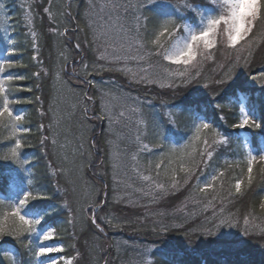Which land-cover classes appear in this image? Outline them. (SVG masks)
Here are the masks:
<instances>
[{
	"label": "trees",
	"instance_id": "16d2710c",
	"mask_svg": "<svg viewBox=\"0 0 264 264\" xmlns=\"http://www.w3.org/2000/svg\"><path fill=\"white\" fill-rule=\"evenodd\" d=\"M1 1L9 19V38L15 44L6 43L0 36V60L5 58V49L15 47V55L8 58L26 66L5 68L4 73H19L27 77L14 84L13 94L21 102L13 105V108L24 117L20 121L21 127L30 131H17L13 134L10 128L0 126V150L15 144L16 139H20L23 144L17 151L26 162V186L31 179L30 190L39 191L47 197L33 203L49 211L44 227L56 228L57 242L65 246V252L59 255L63 259H70V264H105L106 260L110 264H145L147 261L152 264H264V211L260 209V204L264 202V162L256 161L250 188L247 182L248 152L251 151L254 155L264 152V133L247 129L250 141V149L247 150L241 130L231 127L237 122L241 97H245L246 105L254 109L257 115L264 114V84L256 83L259 79L252 82V76H258L264 69V38H260L264 26L258 25L255 29L257 44L240 78L216 85L217 88L213 90L187 94L169 105L180 106L174 108L179 113L176 140L187 138L195 130L194 123L198 121L194 120V115L188 111H180L191 107L199 113L201 119H207L215 129L227 135L229 144L218 150L213 161L224 171V176L218 181L219 187L209 193L210 197H200L199 204L193 205L195 201L186 197L185 193L191 182L186 188H182L183 184L182 191L177 192L179 199L174 194V200H171L181 204L180 213H177V209H169V205H164V213L175 212L172 217L166 215L161 222V219L148 214L157 212L159 205H162L158 200L161 192L156 196L150 191L137 202L134 196L129 200L126 193H136L143 187L141 180L149 189L161 177L153 165L139 169V176L133 170L132 174L123 178L115 171L114 153L120 148L121 140L116 138L117 132L127 141L132 137L129 138V132L136 129L131 131V125L126 123L124 126L118 122L119 127H113L102 107L105 96L120 97L123 94L130 96L131 102L145 109L149 101L152 106L162 107L159 88L153 86L155 89L146 92L147 89L130 79L131 72L116 70L123 66L131 68L136 62L114 65L108 63L107 59H98L101 55L110 58L111 48L108 44L114 42L112 38L115 37L118 41L121 38V28L127 29L135 23L131 8L125 14L123 8L113 9L111 6L135 5L138 0ZM45 8L50 9L51 16L44 12ZM105 18L110 21L107 26H104ZM155 23H149L150 30ZM77 42L81 44L82 51L75 49ZM33 56H37L40 63L33 60ZM73 62H76L74 69ZM145 62L146 60L143 64ZM84 64L88 65L86 69ZM236 67L237 63L231 64L228 72L235 75ZM37 71L41 72L39 79L32 75ZM73 71L92 81L93 86L89 88L87 84H81V81L71 75ZM96 81L100 86H97ZM27 88L32 91H27ZM85 91L94 98V103L87 105L90 109L87 115L83 112L86 104L83 99ZM41 111L44 115H41ZM41 124L44 125L43 129L40 128ZM53 139L56 140L55 145L51 143ZM145 140L146 143L154 142L150 137H145ZM122 142L125 158L136 156L140 159L133 146ZM224 157L228 159V166L221 164ZM133 163L135 166L140 162L135 160ZM6 168L4 163H0V197L7 200L13 189L9 176L4 173ZM21 174L22 177L23 173ZM147 174H152V183L143 179ZM238 179L245 182L242 194L235 193L234 185ZM161 181L170 182L169 179ZM211 197L219 199L213 202ZM97 201L104 205L103 211L97 210L100 218L98 222L105 226L104 233H99L89 223V208L95 206ZM132 202L135 207L130 206ZM221 207L223 216L230 217L234 224L232 228L220 229L228 234L225 241L233 243L229 246L213 245L212 241L224 239L201 234L206 229L216 231L215 224L219 223ZM6 209L7 205L0 210V219H3L2 211ZM70 220L74 223H69ZM108 221H111V227L107 226ZM160 225H168L170 230L153 247L152 242L157 237L152 229ZM176 225L181 227H175ZM246 226L250 233L247 236L243 234ZM33 242L35 243V239ZM140 247L144 248L143 253H147L143 257ZM77 251L80 256L73 260ZM5 252L9 255L15 252L20 264H28L30 259V254L21 241L12 236L0 237V264H11L3 255Z\"/></svg>",
	"mask_w": 264,
	"mask_h": 264
},
{
	"label": "snow or ice",
	"instance_id": "6c2138e0",
	"mask_svg": "<svg viewBox=\"0 0 264 264\" xmlns=\"http://www.w3.org/2000/svg\"><path fill=\"white\" fill-rule=\"evenodd\" d=\"M4 7V4L0 3V12L3 11ZM111 7L113 9L123 8L125 14L131 8L134 12L135 23L127 29L121 28V38L118 41L115 37L112 38L114 42L110 44L105 41L108 47L111 48V56L109 58L101 55L98 59H107L108 63L114 65H126L129 62L143 63L149 57H157L161 61L162 78L169 80L179 79L185 87L197 80L200 76V68L205 62L209 60L215 61V52L219 51L220 48L232 49L236 52L237 64H239L240 53H247V56L244 57V66H247L248 59L253 55L257 44L258 37L255 29H257L258 25L264 26V0H138V3L135 5L113 4ZM44 12L49 13L51 16L49 8H45ZM147 13H152V15L149 16ZM28 18L31 24L30 13ZM2 19L0 17V27H3ZM153 21L156 23L150 30L148 25ZM109 22V18H105L104 26H107ZM66 32L67 29H65ZM102 35H105V33L102 32ZM221 36H226L223 43L219 39ZM173 37H176L175 41L169 43ZM260 38H264V32H261ZM9 42L15 44V41L11 40V38H9ZM74 47L78 51H82L79 42L75 43ZM16 51L15 47L5 49V58L0 60V74H2L0 75V126L10 128L13 134L17 131H30L28 128L21 127L20 121L24 117L13 108V105L21 102L13 94L14 84L15 82L27 79V77L19 73H4L5 68L26 67L8 58L15 55ZM38 54L39 50L37 49V56ZM37 56H33L32 59L37 60ZM37 63L40 62L37 60ZM75 66L76 62H73V69ZM83 66L85 69L88 67L87 64ZM172 66H176V68L173 69ZM116 70L131 72L130 68L125 67H119ZM144 71H147V69H144ZM32 75L39 79L41 72L37 71ZM71 75L81 81V84H87L89 88L93 86L92 81L87 80L79 73L73 71ZM228 78H232L231 73ZM257 79L264 83V69L259 72L258 76H252V80L255 81ZM134 82L159 83L161 88L165 86L172 88L174 86L172 83L165 85L158 79H148L146 76ZM226 82L225 79L214 81V83L221 85ZM204 87L208 88L209 85L204 84ZM26 90L32 91L31 88H27ZM83 99L86 102L83 112L87 115L90 111L87 105L94 103V98L85 91ZM37 100H39V97H37ZM28 102L30 103L31 101ZM148 103L150 105L151 101ZM216 107H219V105H216ZM162 108L167 109L169 105L163 103ZM171 108H180V106L172 105ZM180 111L192 113L194 120L198 121V123H194L195 135L193 139L199 142L202 147L199 149L194 147L191 153H183L179 157V168L172 170L170 186L172 189H176L181 183L184 185L189 184L193 177H195L199 192L202 195H206L209 189L214 187L215 182L224 176V171L218 167L213 168L212 172L206 176L205 173L212 166L218 150L229 144V137L215 129L207 119H201L199 113L195 112L191 107L182 108ZM132 112L139 114V124L143 126L145 133L151 128L154 137L160 141L157 146L163 148L166 132L175 131L179 113L171 110L166 113L152 112L149 119L145 117L141 107L133 108ZM41 115H44L43 111H41ZM123 115L124 113L121 112L120 116ZM231 127L233 129H255L264 133V114L257 115L254 109L245 105L242 98L237 122ZM40 128L43 129L44 125L41 124ZM203 130H211L214 137H218V139L213 138L211 143H209L207 136L201 137ZM45 140H47V137H45ZM245 142L247 143V141ZM41 143H44V141H41ZM51 143L55 145L56 140L53 139ZM22 147L23 144L20 139H16L15 148H13L11 156L0 157L3 160L11 159L18 166L16 169H13V172L17 176L20 175L21 171H27L25 167L26 162L17 151V149ZM187 147L189 145H184V148ZM143 148L148 149V145H143ZM148 150L151 151V149ZM172 152H176L175 146H173ZM133 158L135 159V157ZM257 160L264 162V152L254 155L249 151L247 157V182L249 188L253 179V165ZM172 163L173 160L170 159L168 165ZM162 165L168 166L165 165L163 159L154 165L158 175ZM179 173H183L182 180ZM201 176H204L202 183L200 180ZM143 179L150 180L151 177L144 176ZM244 183L242 179L236 181L234 185L236 194H242ZM31 186V179L27 181L26 186L23 182V177H21L20 182L14 186L9 199L6 200L0 197V210L4 209V206L7 205V209L2 211L3 219H0V237L8 235L20 240L30 254L28 264H70L67 259L62 261L59 255L65 252V246L57 242L56 228L44 227L46 223L45 217L49 216V211L41 209L36 203H33L35 201H42L47 197L39 191L30 190ZM156 187L160 189L161 193L165 191L163 184H158ZM2 190L6 191V189ZM229 196H231V193H229ZM64 206L68 207L67 204ZM260 209L264 211V202L260 204ZM97 210H104V205L100 201H97L95 206H90L89 223L99 233H104L105 226L98 222L100 218L98 217ZM69 211L71 210L69 209ZM220 212L219 223L215 224L216 231L218 232L223 227H234L232 219L223 216V207H221ZM215 216L214 212L213 217L215 218ZM69 223H74V221L70 220ZM245 225H247V220H245ZM107 226H112L111 221L107 222ZM175 227H181V225H176ZM169 230L168 225H160L152 229L153 234L157 237V240L152 242L153 247L167 236ZM203 234L214 235L215 233L210 229H206ZM243 234L245 236L250 235L247 226L244 228ZM34 238L35 243L33 242ZM73 239H75V235ZM72 247L75 248V245H72ZM3 255L11 261V264H20L12 255L6 252ZM79 256L80 253L77 251L72 259L75 260ZM105 264H110V262L106 260ZM149 264H152V262L149 261Z\"/></svg>",
	"mask_w": 264,
	"mask_h": 264
},
{
	"label": "rangeland",
	"instance_id": "374dc122",
	"mask_svg": "<svg viewBox=\"0 0 264 264\" xmlns=\"http://www.w3.org/2000/svg\"><path fill=\"white\" fill-rule=\"evenodd\" d=\"M0 3H2V1L0 0ZM0 17H2V23H3V27H0V36H2V38L6 41V43H10L9 42V19H8V15L7 12L5 10V7L3 9L2 12H0ZM5 28L7 29L5 31ZM113 30H116L115 28ZM176 39V37L172 38V41H169V43L174 42ZM220 41L223 43V41L226 39V36H221ZM247 53H240V60H239V64H237L236 67V71H235V75L232 74L231 72H228V68L231 66V64L236 63V56L237 53L234 52L232 49H225V48H220L219 51L215 52V61L209 60L207 62H205L202 67L200 68V76L197 78L196 81H193L192 83L188 84L186 87L181 84V81L179 79H174V80H169L167 78H162L163 74L161 72V61L159 60V58L157 57H149L146 59V62L143 63H136L135 65H133L130 69H131V77L130 79L135 80H140L141 77H147L148 79H158L160 80V82L164 83L165 85H167L168 83H172L174 86L172 88H169L167 86L161 88L159 86V83H147V82H140L137 83L135 82L138 86L144 87L145 89H147L146 92L155 89L153 86L159 88V101L161 103V105L163 103H167L168 105H170L172 102H174L175 99H181L183 96L187 95V94H191L194 92H198L200 90H213L216 87V85H221V84H217L214 83V81L220 80V79H225L227 82H233L234 80H236L237 78H240L245 69L244 65H245V59L244 57L246 56ZM251 58V57H250ZM249 58V59H250ZM248 59V61H249ZM149 65H151V67H149ZM124 67V66H123ZM173 69L176 68V66H172ZM144 69H147V71H144ZM232 74V78H228L229 74ZM253 83L256 82V80H252ZM97 86L98 82L96 81ZM256 83H262L260 80H258ZM204 84H208L209 87L205 88ZM264 84V83H263ZM144 85V86H143ZM176 85H180V86H176ZM156 96V95H155ZM243 98V102L245 103V105L247 104V101L245 99V97H241L240 98V103H241V99ZM102 107H103V112H105L108 117L110 118V122L111 125L114 127L116 125V127H119V125L117 124V122L119 124H122L124 126H126V123H128V125H131L130 129L131 131L135 128L136 131L133 130V132H129V138L127 141L124 140L122 134L116 135V138L121 139L123 138V142L120 140L119 141V147L117 149V151L114 153V159H115V168L119 174H121V177L125 178V176H127V174H132L133 170L136 171L135 174H137L139 176V169H145L147 166L152 167V165L154 166L155 163H157L158 161H160L161 159L164 160L165 165H168V161L171 159L173 160V163L171 165H168L167 167L163 166L160 169L159 172V176L161 177V180H170V182H164V181H157L155 184L152 183V185H150V188L148 189L147 186L145 185V183L141 180L142 186L139 190L136 191V193H134L135 191H128L126 192L128 194V198L129 200L133 199V196L136 197V202L143 199L144 197L147 196V193H149L150 191H153V194H155L156 196L159 195L160 193V189H158L156 187V185L158 184H163L165 187V191L160 193L161 196L158 197V200L161 201L162 205H159V207L157 208V212H150L148 213L150 216H153L154 218L157 219H161V222H163L162 220H164V217H166V215H169L170 217L173 216V212L175 211H168V213H164L166 211L164 210V205H166V207L168 206L169 209L172 207L174 209H177L178 212L180 213L181 211V204L179 205V203L177 201L172 202L171 200H174L173 195L176 194V196L179 199V195H178V191H182L181 187L183 185V183H181L180 186H178L176 189H172L171 188V172L173 169H178L179 168V157L183 154V153H191L193 148H197L199 149L200 147H202V145L199 144V142L195 141L193 139L194 135H195V130L194 132L188 136L187 138L183 139V140H176L177 139V135L174 132H166V138L164 139L163 143H164V147L160 148L158 147V143L160 141H158L153 133L151 128H149L147 130V133H145V130L143 128L142 125L139 124V120H140V116L139 114L133 113L132 109L135 107H140L138 106L137 103H133L130 100V96L128 95H121L119 96H114L111 95L109 96H105L104 100H102ZM240 105V104H239ZM247 107H249L248 105H246ZM171 106H169V108L165 109L162 108L161 106H152V105H146L145 109L144 107L142 110L144 111L145 117L150 119V114L152 112H156V113H166L167 111L171 110L173 112H175L174 108H170ZM123 112L124 115L120 116V113ZM115 117V118H114ZM123 119L122 121L124 123H122V121H119L121 119ZM115 121H114V120ZM121 126V125H120ZM176 130V129H175ZM241 130V135L242 137H244V143H245V147L247 150L250 149V141H248V133H247V129H240ZM143 131V132H142ZM116 134V133H115ZM124 134V133H123ZM207 136L209 143H211V141L213 140V138L218 139V137H214V134L210 131V130H203L201 132V137H205ZM137 137H139V139H137ZM145 137L148 138L150 137L151 139L154 140V142L152 143H146L147 141L145 140ZM130 144L131 146L134 147L135 150H137V155L140 157V159L136 156L135 159L133 157H126L123 154V152L125 151L123 148L124 146H122V143H126ZM247 141V143L245 142ZM144 143H146L148 145V149H151V151H149L148 149H144L143 145H145ZM184 145H189V147L184 148ZM173 146H175L176 148V152H172V148ZM13 148H15V144L8 146L5 148V150H0V157H4V156H11V152L13 150ZM140 153V154H138ZM198 158V157H197ZM137 160V163L134 166V161ZM225 161H227L228 163V159H226V157L222 158L221 160V164L222 166H228L227 163H225ZM0 163H4L6 165V169L4 171L5 174H7L9 176V180H10V185L12 186V189L14 190V186L20 182V178L22 175L21 173H23V182L26 185V173L27 171H21L20 175L17 176L14 172L13 169H16L18 166L15 165V163L9 159V160H3L0 159ZM218 166V164L216 162H214L212 164L211 167H209L208 172L205 174L208 175L209 173L212 172L213 168H216ZM26 167V164H25ZM154 168V167H153ZM183 173H179L181 180L183 179L182 177ZM116 175V174H115ZM119 176V175H118ZM145 176H149L151 177L152 174H147ZM158 176V179H160V177ZM201 183L204 180V176L200 177ZM219 179L215 182L214 187L212 189H209L208 193L206 195H202L199 190H198V185L196 182V178L193 177L192 181H191V186H188V191L186 190V197L189 196L191 197V199L195 202H193V205L199 204L200 197L202 198H208L210 197L211 194H209L212 190H215L217 187H219ZM184 187L182 188H186L187 185H183ZM152 194V195H153ZM161 197V198H160ZM210 199V198H209ZM213 202H215L216 200H218V197L212 198ZM135 202V203H136ZM178 203V204H177ZM132 204H134V202H132ZM130 205L132 207H135L134 205ZM164 206V207H163ZM163 211V212H162ZM160 212V213H158ZM176 215V214H175ZM160 221V220H159ZM194 230V229H192ZM196 232L200 233L199 230H196ZM203 234L204 230L201 231ZM214 235H209L211 237L214 238H223L224 240H220V241H212L213 245H222V244H226V245H232L233 243L230 241H225V236H228L227 233H225V231L219 230L218 232L215 231ZM35 239V238H34ZM241 242V241H240ZM211 244V245H212ZM140 253L143 257V254H147L146 252L143 253L144 248L140 247ZM146 250V249H145ZM148 252V251H147ZM12 256L16 258V260L18 259V255L15 254V252L12 253ZM62 261L64 260L61 257ZM66 259V258H65ZM69 262L71 261L70 259H67ZM149 261H147L145 264H148ZM136 264V263H135Z\"/></svg>",
	"mask_w": 264,
	"mask_h": 264
}]
</instances>
